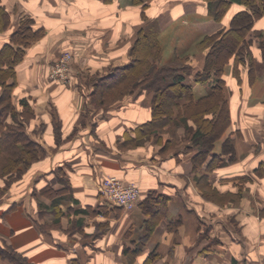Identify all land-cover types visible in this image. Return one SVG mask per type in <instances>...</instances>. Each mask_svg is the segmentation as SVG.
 I'll list each match as a JSON object with an SVG mask.
<instances>
[{
    "label": "crops",
    "instance_id": "1",
    "mask_svg": "<svg viewBox=\"0 0 264 264\" xmlns=\"http://www.w3.org/2000/svg\"><path fill=\"white\" fill-rule=\"evenodd\" d=\"M19 1L29 14L37 17V24L49 29L47 34L51 31L53 41L59 37L65 41L66 34L60 32L61 21L86 30L88 51L105 53L102 61H90L91 68L107 69L113 60L124 61L125 45L114 46L121 42L125 30L124 10L121 11L124 0L108 3L101 0ZM181 3L187 5L182 7L178 2L167 17L161 13L168 19L164 28L191 13L204 16L202 11L206 9L197 3ZM200 24L201 21L191 27L185 25L183 44H195L190 42V36L201 37L216 26L210 21L201 24L200 31ZM35 55L28 52L22 67L31 69L39 58L35 59ZM42 58L47 66L56 54H44ZM23 68L20 67L18 77L29 83L28 94L32 99L29 102L34 109L28 132L32 134L31 131L42 126L36 140L43 155L13 184L5 201H0V238L26 256L30 264H72L74 257L84 260L83 264H97L94 260H101L103 264L110 256L106 251L109 245L121 255L125 245L132 246L142 238H145L143 256L153 252L154 260H164L165 264H239L246 258L258 260V256L264 264V202L260 212L237 217L243 226L242 238L215 207L201 203L196 189L181 183L184 177L189 178L191 169L182 148L164 156L158 152L160 145L152 144L150 139L133 148L118 145V138L125 132L150 119L151 94L139 92L106 109H95L90 107V92L79 90L76 78L72 85H64L44 76L42 67L37 72L25 71L27 75L23 74ZM189 83L195 99L206 94L207 83ZM247 127L244 134L249 131ZM253 133L251 130V136L245 141L250 148L261 146L259 161L264 171V136ZM240 142L236 145L243 147ZM247 161L252 163L253 159L250 157ZM230 173L214 176L233 178L243 176L244 172L237 169ZM108 175L138 185V199L133 209L111 207L100 193L101 181ZM150 194L164 196L165 201L163 211H159V222L148 233L142 203ZM94 221L109 223L99 237L92 236ZM68 223L78 227L82 234L77 230L74 237L65 235ZM0 264L10 263L0 259Z\"/></svg>",
    "mask_w": 264,
    "mask_h": 264
},
{
    "label": "rangeland",
    "instance_id": "2",
    "mask_svg": "<svg viewBox=\"0 0 264 264\" xmlns=\"http://www.w3.org/2000/svg\"><path fill=\"white\" fill-rule=\"evenodd\" d=\"M101 1L106 3L110 2V0ZM178 2H180V5H182V7L187 4H182L181 2H195L194 4L197 3L198 7L200 6L206 9V11H202L204 13V16H201L200 14L198 15L197 13H191L185 17L182 16L183 18H181V20H177L175 23H173L172 26L166 29L164 28V25L166 24L168 19L164 17H167L170 9L175 6ZM123 4L124 8L121 11L124 10L123 22L125 24V30L121 42H116V45L114 46H118L117 48H120L122 47V44L125 45L126 55L124 61L118 62L119 59L113 60L111 64L106 67L107 69L103 68L100 70V68H91L90 61H102V58L104 57L103 54L105 53H91L90 51H88V48H86V44H88V39L84 36L86 30L77 28V26L74 24L68 25V22L61 21L60 32L62 31L66 34L65 41H63L61 39L62 37L59 36V40L53 41V35L51 34L50 36L51 31H49V33L47 34L49 29L37 24V17L35 18L33 17V15L29 14V12L25 9L24 5H21L19 0H0V47L4 43L11 41V39H14V41L16 40V45L19 42H24V40H26L28 41V44H26L24 47L25 51L23 58L25 55L28 54V52L36 53L35 59L39 57L38 60L34 61V64L32 65L31 69L25 67L24 69L22 67V65L24 64L22 62L23 58L14 64L15 83L10 89V92L12 95V102L15 106V110H22V106L20 104L21 98H25L27 100L29 98V104V101L31 99V95L28 94V89H30L29 83L25 81L22 76L18 77V75H20V67L21 69L23 68L24 75H27L25 72L27 70V72H29L30 70L37 72L39 71V69H41L39 67H42L44 76L50 77L52 74V63L66 55L69 60V62L67 63L69 67H66V71L67 74L71 76V80L69 82H63L61 80H58L57 82L62 83L64 85H72L73 79L76 78V86L79 90L90 93L93 90L98 91L100 89L101 84L96 85L97 77L106 73L108 74L112 72L115 67L127 63L130 60L129 51L134 41L138 37L139 30H141L142 27H147L143 32L150 31L151 29L149 30V25H153L155 22H157L160 29L157 37L159 45L161 47L160 63L164 65H169L170 63H173L177 60H179L180 62V60L185 57L187 59V63H189L193 67V72L198 68H202L204 65L203 62L205 61V49L203 50L199 47V42L203 39V36L205 34H210L216 31L215 36L219 37V35H221L223 32L222 30H225L227 26H229L230 19L232 16H234L235 13L249 8L248 6L243 4L232 3L228 5L219 20H214L207 12V0H143V2H140L138 4L133 3L132 0H129L126 3L124 0ZM2 9H5L7 11V15L3 13ZM200 10H202V8ZM162 12L164 17H162L161 15ZM159 15L160 18H158ZM196 21L197 23L201 21L202 25L204 23L206 24L207 22L212 21L215 23L216 26L212 32H204V34L202 33L201 37H196L195 35V37L190 36V42H196L195 44L192 43L190 46L188 44H183L182 41L185 40L184 37L186 35L185 25L187 27H191L194 24H197L195 23ZM29 23L32 24V26L34 27L41 28V31H39L38 33V36L33 35L27 30L25 38H22L15 34L18 29H23V27ZM236 23L237 24L233 25L239 27L240 21ZM201 24L199 30L201 29ZM207 28H209V26ZM243 32L244 33L242 34V39H244V37H246V39L247 37H249V40L251 39V57L247 55V45L244 43V40L241 39L243 43L240 42L238 44L240 46L237 52L239 56L243 57V60L239 61L235 58L236 55L233 56V54H231L229 57H227V62H225L226 64L223 66V90L228 108L226 110V113L228 114L229 112V116H226V113L223 110L221 119L219 120V124L222 123L223 120L224 122L227 120L228 125L222 129L220 136L215 139L212 148V151H217L216 153L220 155L221 159L214 161L211 160L210 156L203 157V161L197 162V158L194 157L195 149H192L190 147L187 148L189 143H191V139L186 136L185 128H183L182 126H178L174 130L175 132L173 134L171 133L170 129H164L162 136L164 137V139L168 137L172 138L171 146H168L169 148L162 152L158 151L162 153L161 155L166 156L168 153L178 151L182 148V150L184 151L183 153H185L184 157L187 158L188 163H190L191 169L188 171L187 175L189 178L186 179L184 177V179L180 180L181 183L191 189H196L198 196H200L201 198V203L208 206L212 205L213 207H215L216 211L223 217V219L226 220V222L230 223L232 228L236 230L242 238L243 236L241 234V227L243 228V226L239 222V218L237 219V217H239L240 214H253V212H255L256 210L260 212L259 209L261 208V204H263L264 202V197H262V195H264V171L263 163L259 161L262 155V149L260 145L253 146L250 148L245 141V139H248L251 136V130L255 132L253 134L258 133L264 136V54H261V56L259 55V51L264 50V12L254 15L250 25ZM80 33H82V35H77ZM142 34L140 33L141 38L143 37ZM189 40L186 41L188 42ZM42 42H44V44H42ZM66 43H68L69 45ZM38 45L41 46L38 47ZM33 46L38 47V49H32ZM51 53L56 54V58L46 66V63H44L42 57L44 54ZM113 57H115V55ZM66 68H64V70ZM12 80V78H9L8 82L10 83ZM205 84L208 85V81L205 82ZM3 89V86L0 85V95L3 93ZM141 92L151 94L149 90H141ZM112 96L115 95L112 94L111 96H109V101L107 102H113L117 100L115 99L112 101L113 98L110 99ZM91 99L92 98L90 95V107L99 109L96 107L95 104H92ZM222 104L223 103H221L220 105ZM30 106L32 107L31 104ZM0 108H3V106H0ZM9 112L4 113L2 111V113H0V119L4 118L10 121L11 118ZM199 113L200 112L198 109H193V111H191V114L195 115L197 118L199 117ZM188 124L190 126H194V123L191 119H188ZM246 125H248V127ZM244 127H250L248 133L245 132L244 134ZM24 128L29 131L28 123H26ZM41 129L42 126L39 125L36 130L31 131L32 134H29L34 139L38 140ZM150 138L149 141L155 145L156 141L154 136ZM239 140H241L240 143L243 144V147H238V145H236V142ZM174 157L176 156L174 155ZM250 157L253 159L252 163H248L247 161V159ZM176 159L178 158L176 157ZM209 162L211 164V167L209 169H206L207 163ZM30 167L24 172V174L28 173ZM197 168H200L202 170L199 171L197 170ZM237 169L239 172H244L241 173L243 174V176L240 174L233 178H221L214 176H229L231 174L230 172L235 171ZM24 174H22V176ZM22 176L19 179L14 180L13 182H6V180L0 178V188H5L4 191L0 194V201L6 198V196L10 192V189L13 188V184L19 181ZM205 176H208L209 179H211L210 177L214 178L212 179L210 185L206 182V179H203ZM137 199L134 202L132 208H120L124 210L133 209L137 203ZM109 205L111 207L117 206L112 202H109ZM144 207V203H142V213L143 215L147 216V220L144 221L145 225L146 221L149 220L156 221L157 224L159 222L158 217L150 216ZM108 226L109 223L108 225H105L101 224V222L94 221L92 236H101V234L107 229ZM77 230L80 233L78 227H73L72 223H68V227L64 229L66 233L65 235H70V238L71 236L74 237L73 234H75ZM150 230L152 229L150 228ZM80 234H82V232ZM127 236L128 234L126 232V237ZM140 241L141 239H138V241L132 244V246H136L137 244H139V246L141 245L143 248L144 244H140ZM113 249V245H109V248L106 249L110 256L108 260L103 261V264H105L106 262H108V264H144L146 262L147 255L143 256L142 253L138 254L135 257L124 254L118 255L116 249ZM248 259L249 258H246V260H244L245 263L262 264V258L259 256L257 257L258 260ZM81 260L80 263L83 264L84 260ZM149 260V264H165L164 260L157 261L152 258ZM95 261L97 264H102L101 260H94V262ZM87 263H89V261Z\"/></svg>",
    "mask_w": 264,
    "mask_h": 264
},
{
    "label": "trees",
    "instance_id": "3",
    "mask_svg": "<svg viewBox=\"0 0 264 264\" xmlns=\"http://www.w3.org/2000/svg\"><path fill=\"white\" fill-rule=\"evenodd\" d=\"M132 1L137 4L143 2V0ZM232 3L243 4L249 8L235 13L230 19L229 26L222 30L219 37L215 36L216 31L203 36L199 42L200 49H205V61L202 68L192 72L193 67L187 63L185 57L180 62L177 60L169 65L161 64V47L157 39L160 29L155 22L151 23L153 25H149L150 31L143 32L147 27H142L139 30L138 37L129 51L130 60L127 63L115 67L108 74L97 77L96 85L101 84L100 89L90 93L92 104H95L97 108L106 109L118 102L125 101L141 90H149L151 93L150 119L119 137L118 145L121 148L140 146L144 142L143 139L146 140L154 136L156 144L160 145L159 151L162 152L169 148L168 146H171L172 142L171 137L164 139L162 136L164 129H170L173 134L178 126H182L185 128L186 136L191 139L187 148L195 149L194 157L197 158V162L203 161V157L210 156L214 161L221 159L219 154L212 151V148L215 139L228 125L227 120L225 122L223 120L219 124L222 111L224 110L226 113L228 109L223 90V66L231 54L236 55L237 60H243V57L239 56L237 52L240 46L238 44L243 43L241 41L243 31L250 25L254 15L264 12V0H207V12L214 20H219L228 5ZM2 11L7 15L5 9ZM238 21H240V26H234L233 24H237ZM26 30L38 36L41 28L34 27L29 23L23 29H18L15 34L25 38ZM140 33L143 35L142 38ZM242 40L247 45V55L251 57V39L244 37ZM15 42L16 40L11 39L0 47V85L4 88L0 95V106H3L0 108V113L10 111L11 118L10 121L4 118L0 119V178L6 182L19 179L35 161L41 158L40 154H43L40 144L24 128L29 119L34 116V109L25 98L20 99L21 111H16L12 102L10 89L15 83L14 64L23 58L24 47L28 44L26 40L17 45ZM261 54H264V50L259 51L260 56ZM9 78L13 79L10 83L8 82ZM190 81L201 83L208 81L207 93L195 99ZM112 94L115 96L110 99L117 100L107 102L109 101L108 97ZM221 103L223 104L220 105ZM193 109L199 110L198 118L191 114ZM227 115L229 116V112L226 113ZM188 119L193 121L194 126L188 124ZM210 167L209 162L206 169ZM203 179H206L209 185L212 182L208 176ZM4 189L0 188V194ZM164 201V196L150 194L143 201L144 208L150 216L159 217V211H163ZM101 224L108 225V222H101ZM155 225L156 221H146V231L149 233L150 228L153 229ZM144 242L145 238H142L140 244H144ZM140 253H142V246L139 244L136 246L127 245L122 249V254L128 256L135 257ZM154 254L153 252L148 253L144 264H149V259H154ZM0 259L7 260L10 264H30L26 256L15 250L2 238H0ZM72 264H81L80 258L74 257ZM241 264L248 263L243 261Z\"/></svg>",
    "mask_w": 264,
    "mask_h": 264
},
{
    "label": "built area",
    "instance_id": "4",
    "mask_svg": "<svg viewBox=\"0 0 264 264\" xmlns=\"http://www.w3.org/2000/svg\"><path fill=\"white\" fill-rule=\"evenodd\" d=\"M68 62L67 56L64 55L62 58L52 63V74L50 78L56 81L61 80L63 82H69L71 76H69L66 71L69 67L67 64ZM64 68L66 69L64 70ZM99 191L109 202L124 209H128L132 208L134 202L138 198L139 187L134 182H123L115 175H108L103 177Z\"/></svg>",
    "mask_w": 264,
    "mask_h": 264
}]
</instances>
